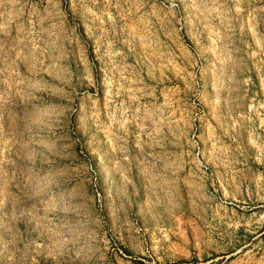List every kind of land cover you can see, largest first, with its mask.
<instances>
[{"label": "rangeland", "instance_id": "rangeland-1", "mask_svg": "<svg viewBox=\"0 0 264 264\" xmlns=\"http://www.w3.org/2000/svg\"><path fill=\"white\" fill-rule=\"evenodd\" d=\"M0 264H264V0H0Z\"/></svg>", "mask_w": 264, "mask_h": 264}]
</instances>
